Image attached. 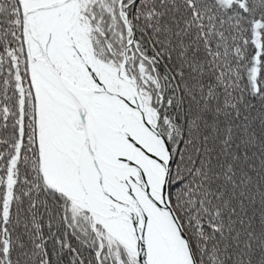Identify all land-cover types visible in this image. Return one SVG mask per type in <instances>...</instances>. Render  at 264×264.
Masks as SVG:
<instances>
[{
	"label": "snow or ice",
	"instance_id": "obj_1",
	"mask_svg": "<svg viewBox=\"0 0 264 264\" xmlns=\"http://www.w3.org/2000/svg\"><path fill=\"white\" fill-rule=\"evenodd\" d=\"M0 264H264V0H0Z\"/></svg>",
	"mask_w": 264,
	"mask_h": 264
}]
</instances>
